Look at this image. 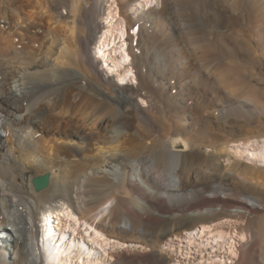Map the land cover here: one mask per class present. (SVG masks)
<instances>
[{
  "label": "bare ground",
  "instance_id": "6f19581e",
  "mask_svg": "<svg viewBox=\"0 0 264 264\" xmlns=\"http://www.w3.org/2000/svg\"><path fill=\"white\" fill-rule=\"evenodd\" d=\"M109 1L117 5L123 19L117 22L110 21L111 28L102 31L105 28L101 23L102 19H105V16L107 19L114 18L117 14V8H106L105 4ZM137 1L1 0L0 4H4V11L0 12V264H108L110 259L108 257L115 261L109 264H135L136 262L132 260L135 261V258H130L135 250L131 253L123 244L110 238L148 246L150 255L153 256L143 254L145 258L140 259L139 256L136 264H150L151 260L155 261L153 264H169L171 257L163 255L164 253H160L156 247L158 244L161 245V242L174 236L181 238L185 234L189 245L194 237L193 232L199 226L205 231L216 220L226 217L242 220L246 218L247 213L259 212L255 199L248 198L247 201L246 198L241 200L228 196L226 191L229 190V185L224 177L230 176L233 169L230 171L228 166L217 165V158L222 157V152L218 151L216 146H212L210 144L212 142L206 144L205 137L203 138L200 132H197L200 136L196 134L194 139H188L184 135L183 137L180 129L165 122L166 118L164 121L163 115L167 109L169 111L167 107L170 106V102L184 104L191 101V98L186 95L187 93L172 95L173 97L157 93L153 87L154 83L147 79L146 69L149 64L142 60L143 57L138 53L141 40L138 36L150 34L148 33L152 28L150 25L155 22L156 17L149 13L134 20L133 23L127 19L128 14L124 11L134 7ZM182 2L180 3L184 4ZM166 5L162 11L164 21L169 30L179 32L181 30L180 24L177 23L179 19L176 21L171 15L173 2L168 1ZM178 5L180 7L179 3ZM187 11L189 14L190 10ZM197 14H194V17H197ZM238 16L235 17L240 19ZM212 17L214 19L216 16ZM190 21L196 23L197 19L193 21L192 18ZM138 22H141V28L136 25ZM126 23L129 29V51L124 43ZM203 28L206 31V27ZM205 31L201 33L204 35ZM200 37L199 39L204 40ZM201 43L205 46V41ZM212 49L214 50L213 47ZM232 50L234 49L230 51L233 52ZM95 53L103 63L107 64L106 59L109 58L112 72H118L122 79L128 76L133 67L132 69L139 74L138 86H120L116 81L119 78L116 75L114 77L109 75L111 69L107 72L104 64L94 56ZM228 53L231 54L229 51ZM229 55L224 53V56ZM233 55L236 54L232 53ZM234 57L236 56L230 59L239 61ZM247 57L249 58V55ZM129 61L132 67L129 66ZM237 61L236 67L240 65L239 62L237 65ZM226 63L228 64L225 65L229 66L230 62ZM162 66H166L165 62ZM235 66L230 68L234 77L236 75L235 78H238L240 73L236 69L233 70ZM240 68V72L245 69ZM164 72L166 74V71ZM214 73L220 75V71ZM243 76L240 77L244 78ZM157 78L159 76H156L155 80ZM162 83L164 86V82ZM232 85L234 86V83ZM225 86L223 88L227 89ZM250 88L252 90V87ZM250 93L252 94L249 91ZM253 94L251 96L254 97ZM257 95V103H262L264 91L259 90ZM259 97L262 98L261 102ZM139 98L148 103L147 107L137 104ZM201 98H196V101L212 103L215 101L213 95ZM246 103L242 104V107L249 108L250 105ZM222 105L220 109L222 116L223 113L232 111L243 116L246 113L242 108L235 106L234 99H227ZM251 110L249 113L255 109ZM261 110L264 112V107ZM256 111L260 110L256 108ZM244 120L247 126L250 120L249 118ZM193 129L195 134L196 128ZM256 134L257 137L261 136L258 132ZM254 137L256 138V135ZM263 139L254 142L255 151L259 153L261 162H264ZM208 140L210 141V138ZM206 146L212 147V153L205 152L203 159L201 154L202 151H206L205 148L208 149ZM162 158L173 161L169 169L160 161ZM150 159H153L152 164ZM225 168L229 170L226 173L223 171ZM250 170L253 171V168ZM258 171L255 170V173ZM38 176H46L48 183L44 188H35L33 179ZM173 177L177 180L173 186L175 188L170 186L174 183ZM144 185L152 191H148ZM242 193L241 195L246 197L247 194ZM123 225L130 226V229ZM223 231L220 226H215L208 234L213 235L216 248H226L227 245L229 255H234L232 243ZM238 237L241 242L245 238L246 242L241 244L239 258L235 264H264L263 251L262 253L260 251L264 243V219L260 222V231L242 226Z\"/></svg>",
  "mask_w": 264,
  "mask_h": 264
},
{
  "label": "rangeland",
  "instance_id": "374dc122",
  "mask_svg": "<svg viewBox=\"0 0 264 264\" xmlns=\"http://www.w3.org/2000/svg\"><path fill=\"white\" fill-rule=\"evenodd\" d=\"M165 1L167 3H168V1L173 2L174 11L172 9L171 15H172L173 18L175 17L176 21L179 19L180 23L177 22L178 24H180V29L181 30H179V32L178 31L174 32V31L169 30L168 27H167L166 22L164 21L165 18H164V14L162 13V11L167 6L166 5L167 3ZM175 1H177V0H153V1H151V0H138L137 2H135L136 4L134 5V7L132 6V8L130 7L129 10L127 9V10L124 11L125 14H128V15H126V16H128L127 19L131 20L132 23L134 22V20L136 21L137 19H139V18H141L144 15L149 14V13L154 14L153 15L154 18L156 17L155 18V22L152 25H150V27H152L148 31V33L150 32V34L147 35V36H145V35L138 36V39H141V40H139L140 48L138 49V53H139V55H141L144 58V59L142 58V60H146L147 64H149L147 69H146V76L148 78L147 77L146 78L151 83H154L153 87H154V89H155V91L157 93H161V94H163L165 96L169 95L170 97H173L175 95H178L179 93H183V94L187 93L186 95H188L191 98V101H188V103H184L183 104V103H178L176 101H174V102L172 101V102L169 103L170 106H168V107H167L168 102L165 103L166 107L169 108V111L167 109L166 112H165L166 114L163 115L164 121H165V118H166L169 122L167 120L165 122L170 123L172 126L175 125L174 126L175 128L180 129L182 136L184 135L188 139H191V138L194 139L198 134L201 133L200 135L202 136V134H203V138L205 137L206 144H209L210 142H212L210 144L212 146H214V147L216 146L215 148H218L217 150L222 152V157L220 156V157L217 158V165L222 166V167H225V166L227 167L228 166L230 171L233 169V173L234 174L232 173L230 175L231 177L230 176L224 177V178H226V182L229 185L228 187H229L230 191L229 190L226 191L229 194L228 196L230 198H238V199H241V200H245V198H246L247 201L249 199H255L256 200V205H257V207L259 209V212L258 213H254V214L247 213L246 214V218L242 219V220L241 219H232V218H227V217L219 219V220H216V221H214L212 223V226L209 225V228H207L205 231H202V228H200L201 226H199V228H197V230H195L193 232L194 233V237L192 238L191 243L189 245H188L187 240H186V238L184 236L185 234H183V237H181V238L175 237V236L174 237H170L166 241L161 242L160 243L161 245L158 244V246H156V247H157V249H158V251L160 253H162V254L164 253L163 255H169L171 257V262L169 264H235L237 259L239 258L240 246H241L242 243L246 242L245 238L241 242L239 237H238V232L240 231V227L247 226L248 228L258 232V231H260V222H261L262 219H264V185H263L264 184V162L260 161L259 153L255 151L256 145L254 144V142H258L257 140L260 139L259 141H262V138H264V137H262V136H264V135H262L264 133V115H263L264 112L261 110L264 107L262 105V104H264V101H262V98H264V97H262V95H261L262 98L259 97V101L260 102L262 101V103H257L258 102V99H257L258 95L257 94H258L259 90L260 91H262V90L264 91V81H263L264 80V0H255V1L254 0H234V1L233 0H226V1L225 0H206L205 1L204 0L205 2L203 0H196L197 2H195V0H190V1L189 0H185V1L181 0L180 2L183 1L185 5L181 4L180 2H178L179 0L176 3H175ZM0 2H1V0H0ZM110 2L111 1H109L108 3L105 4L106 8H117L116 4H112V2L111 3ZM178 3L180 4V7H179ZM191 3L193 5L195 3H199V5L195 4L194 6H192ZM221 3L223 5H221ZM176 4L178 5V7H177ZM203 4H204L205 8H204V6L202 7ZM205 4H208V5H205ZM0 5H2V6H0V10H1L0 12H2V11H4V4L1 3ZM182 5H184V6H182ZM163 6H165L164 9H163ZM209 6H211V7H209ZM212 6H214L215 8L212 7ZM223 6H224V8H223ZM226 6L229 7V8L226 9L225 8ZM216 8L218 9L217 11H216ZM188 9L191 11V12L189 11V14H187L188 13V11H187ZM175 10L176 11L178 10V11L176 12ZM179 10H180V13L182 15L179 13ZM184 10L187 11V12H185ZM211 10L214 11V12H212ZM227 10L229 12L231 11L230 14H229V12ZM225 11H226V13H225ZM234 11H236V12H234ZM222 12H224V14ZM205 13H209L210 15L205 14ZM194 14H197L196 15L197 17H194L195 16ZM236 14L239 15L241 18L240 19L236 18L237 17ZM187 15H188V17H187ZM226 15H227V17H226ZM228 15H230L232 18L229 17ZM212 16H216V17H214V19H213ZM242 16H244V17H242ZM248 16H250V17H248ZM177 17H179V18H177ZM218 17H219V19H218ZM104 18L105 19H102L103 21L101 23L103 24V26L105 28H103L102 31H104L105 29L111 28L110 21L117 22L119 19H123V17L120 16V11H119L118 8H117V14H115L114 18L107 19L106 16ZM188 18H189V20H188ZM192 18H193V21H196V19H197L196 23L190 21V20H192ZM185 19H187L188 22ZM181 20L182 21L184 20V22H182ZM198 21H200V22H198ZM219 21L222 22V23L221 22L219 23L220 26L218 25ZM213 22L217 23V25L215 23H213ZM197 23H199V25ZM247 23H249V25ZM181 24L182 25L185 24V25L182 26ZM136 25H139L140 28L142 27L141 26V22L140 23L138 22ZM188 26H190V27H188ZM197 27H199V28H197ZM203 27H206V31H208V29H209V31L206 32ZM234 27H235V29H234ZM242 27H244V28H242ZM183 28H184V30H183ZM221 28H223V29H221ZM214 29H215V31H213ZM224 29H226V30L224 31ZM198 30L200 32H198ZM128 31H129V29H128V24H127L125 26L126 34H125V37H124V43H125L126 49H128V51H129V46H130L129 42L130 41H129V38H128V33H129ZM188 31H190V32H188ZM203 31H205L204 33L207 34V35L204 34L205 35L204 36L203 33H201ZM217 31H219V32H217ZM151 32H153V33H151ZM191 33H193V34H191ZM222 33H223V35H222ZM100 34L101 33H99V35ZM198 34L199 35L201 34L203 37L202 36L200 37ZM208 34H210L209 38H208ZM216 35L220 36L219 40H218V36L216 37ZM221 35H222V37H221ZM177 36H179V37H177ZM192 36H194V37H192ZM148 37H150V38H148ZM199 37L204 39V40L199 39ZM204 37H206L207 41H206V39ZM196 39H197V41L199 43L196 41ZM215 39L217 41H219V42H217ZM231 39L232 40L234 39V40L232 41ZM236 40H238V41L236 42ZM201 41L203 43L205 41V44H204L205 46H203ZM208 43H210V44L208 45ZM227 43H229V44H227ZM116 44H118V41H116ZM200 46H202L203 48H201ZM152 47H154V48H152ZM207 47H209V48H207ZM212 47L214 48V50L216 52L212 49ZM216 47L218 48V50H217ZM232 48L234 49V50H232L233 52L230 51ZM161 51H162V53H161ZM203 51H204V53H203ZM228 51L231 53L230 55H229ZM210 52H212V53L210 54ZM214 52H215V54L217 56L214 55ZM223 52L226 53V55H229V57L228 56H224ZM237 52H239V53H237ZM232 53L233 54L235 53L236 55H233V56H236V57H234V58L239 60V61L236 60L237 61V65H238V62H239L240 65L241 64L244 65V66L241 65V68H242V66H243V68H245L243 71L242 70L241 71L245 72V73L240 72V70H239L240 65L237 66L238 68L235 66L236 65V61L234 59H233L234 62H232L233 60L230 59V58L233 57ZM96 54L97 53H95L94 56L96 58L98 57L97 59L99 61H101V63H103V60H101L99 55L98 54L96 55ZM147 54H148V58H147ZM170 54H172V55H170ZM203 54H205V56ZM238 54L240 55V57H239ZM210 55H212V58H210ZM248 55H249V58H250V55H251L253 59L250 58L251 59L250 60L247 57ZM215 56L217 57V59H219L221 57L222 58H221V60L220 59L217 60ZM153 57H154V59H153ZM163 57H165L166 61L163 60ZM214 57H215V59H213ZM227 57L229 58L228 60H227ZM130 60H131V57H130ZM226 60L228 62L232 63L233 65H231L230 63H229V66L225 65V64H228V63H226L227 62ZM229 60H231V61H229ZM106 61H107V64L104 62L103 63L104 64L103 67L108 72L111 69V64H110L111 61H110L109 58H107ZM205 61H206V63H204ZM164 62H165V65H166L165 67L162 66V64ZM224 62H225V64H224ZM217 63H218V66H217ZM219 64H222V65L224 64V66L227 69L224 66L219 65ZM246 64H248L250 66H248ZM188 65H189V67H188ZM129 66L132 67L130 61H129ZM221 66H222L221 69H223V67H224L225 71H224V69L223 70L220 69ZM230 66H235L233 68V70L236 69L237 72L239 71L238 73H240V75L237 73L238 74V78H235L236 75L234 77L233 73L231 72L232 68H230ZM245 66L248 67L251 71L248 68H247V71H245L246 70ZM255 66H258V67H255ZM163 67L166 68V69L163 70L164 69ZM250 67H252V69ZM132 68H131V72H129L128 76L126 78H124V79H122L120 77V74L118 72H116V71L112 72V69H111V72L109 71V75L112 76V77H114L116 75L119 78V79H116V81L122 87H136L139 84V79H138L139 78V74H138L137 71H135V69H132ZM155 68H157V69H155ZM257 69L258 70L260 69V70L258 71ZM164 71H166V74H165ZM219 71H220V73H219L220 75L214 73V72L217 73ZM135 72L138 74V76H137V74ZM227 72H229L230 74H228ZM251 72L253 74H251ZM226 73L228 75H230L231 78H229L230 76L228 77L226 75ZM118 74H119V76H118ZM256 74H258V75L256 76ZM156 76L157 77L159 76V78H157V80H155ZM200 76H201V78H200ZM218 76L219 77H223L224 76V77L223 78H219ZM232 76H233V78H232ZM240 76L241 77L243 76L244 78H241ZM179 77L180 78L182 77L185 81L182 78L180 79ZM246 77H247V79H246ZM198 78H200V79H198ZM218 78H219V80H218ZM162 79H163V81H162ZM203 79H205V80H203ZM153 80H155V82H153ZM168 80H170V81H168ZM201 81L203 83H206L207 86L205 84H203ZM162 82H164V86H163ZM230 83H231V86H229ZM233 83H234V86L236 88L232 85ZM240 83H242L243 85L245 84V85L244 86L240 85ZM201 84L205 85V86H203V87H205L204 88L205 91H203L204 89H203V87H201L202 86ZM223 84H224V86L226 85L225 88H227L228 90L223 88L224 87ZM179 86L182 88V90H181V88ZM228 86L230 88H228ZM172 87H174V88H172ZM187 87L189 89L190 88L191 89L189 90ZM250 87H252V90H251ZM200 88H202V89H200ZM234 89H235V91H234ZM191 91H192V93H191ZM207 91H209V92H207ZM249 91L252 92V94L254 93L255 96L256 95L257 96L256 97L255 96L254 97L251 96L252 94L251 93L249 94ZM217 92L221 96L217 95L218 94ZM233 92H235V93H233ZM201 93H203V94H201ZM202 95L203 96L213 95V96H215L214 100L216 102L215 101H213L214 103H212V102H203L202 100L197 102L196 98L202 99L201 98V97H203ZM230 95L231 96H235V97H231ZM247 96H249V97H247ZM216 97H217V99H216ZM221 97H224V99H222ZM227 97H229V98H227ZM244 97L245 98L247 97L248 101H247V98L245 99ZM252 98L256 99V101H253ZM140 99L141 98H139V100L137 99V104L139 106H141V107H144V106L147 107L148 103L144 99H141V100ZM227 99L228 100L234 99L235 106L240 107V109L242 108V110H245V112L247 114L245 113L244 116H243L242 114H237V112L232 111V112H229L230 114L229 113H223V116H222V114L220 113V109L223 106L222 104H224V102ZM250 99L252 100V101H250L252 103L249 102ZM192 100H194L195 102L192 101ZM254 102H256L257 104L255 105ZM245 103L247 105L252 106V108L250 106H249V108L248 107H245V108L242 107V104H245ZM113 104L115 106H118L116 103H113ZM189 104H191V105H189ZM209 104L212 105V106L214 105V107L211 106V108H210ZM259 104L262 105L263 107L260 106ZM257 105H259V107H257ZM185 106H186V108H184ZM253 107H255V108H253ZM194 108H196V109L194 110ZM202 108H203V110H202ZM205 108H207V109H205ZM247 108L249 110H251V109H255V110H253L254 112L249 113L250 111ZM256 108H257V110H260V111L259 112L256 111ZM197 110H199V112ZM176 112L177 113L179 112L178 114H181V115H178ZM262 112H263V114H262ZM175 113H176V115H175ZM231 113H233V114H231ZM254 113H256V114H254ZM257 114H262V115H257ZM179 118H180V120H179ZM221 118H222V120H221ZM245 118H247V120L249 118L250 125L248 123L247 126H246L245 120H244ZM193 120L196 121V122H194ZM186 122H188V123H186ZM193 125L196 128V133L195 134H194L195 130L193 129L194 128ZM233 126H235V127L233 128ZM243 126H244V128H243ZM238 127H240V128H238ZM245 129H247V130H245ZM209 130H212V131H209ZM213 131H214V134H213ZM197 132H200V133H197ZM219 132H221V133H219ZM257 132L260 133L259 134V135H261L260 137H257L258 136V134H256ZM183 133H185V134H183ZM223 134H224V136H227L228 138L227 137L225 138L223 136ZM254 134L256 135V138L254 137L255 136ZM200 135H198V136H200ZM206 135H208V136H206ZM244 137H245V139H244ZM209 138H210V141L208 140ZM215 139H217V141ZM219 139H221L222 141L219 140ZM246 139H248V140H246ZM223 140L224 141L226 140L225 142H228V144H226ZM230 140H233V142H230ZM238 140H240V141L238 142ZM214 142H216V143L214 144ZM217 142H220V143L222 142L221 143L222 145L219 144V143L217 144ZM258 145H260V144H258ZM206 147L208 149L205 148L204 150H206V151H202V154H201L202 157L204 156L205 152L207 154L208 153L209 154L212 153V147H210V146H206ZM224 149H225V151H224ZM201 155H200V158H201ZM224 158H225V160H224ZM164 159H167V160H164ZM203 159H204V157H203ZM151 161L153 163V159H150V164H152ZM160 161L165 164L167 169H169V167L172 165V162H173L172 160H170L168 158H162ZM244 166L246 167V169H245ZM252 168H253V171L250 170ZM257 169L258 170L261 169L262 172H260V170L258 171ZM229 170H228V168H225L223 171L226 173ZM255 170L258 171V172L255 173ZM257 173H258V175H257ZM235 174H236V177H235ZM252 174H254V175H252ZM241 177H242V179H241ZM244 179H245V181H244ZM173 181H174V183L170 184L171 187H173L175 185V182L177 183V180L174 177H173ZM144 187L146 189L148 188L147 189L148 191H150V192L152 191V189H150L148 186L144 185ZM241 187H243L244 189L241 188ZM173 188H175V187H173ZM240 189L242 191L244 190L243 193H242V191ZM221 192H223V190H221ZM241 193L243 195L247 194L246 197L242 196ZM221 195H223V193ZM123 226L126 229H130V226H128V225H123ZM215 226H220L222 228V230H224L223 233H225V235L228 237L227 239H229L231 241V243H232V246H233L234 252H235L234 255H229L227 245L225 246L226 248H224V247L223 248H216L215 247L216 242L213 241V239H214L213 235L212 234H208V233H211V231L213 230V228ZM110 240L118 241L119 243L123 244L125 246V248L129 249V251L131 253L135 250L134 254L132 253V255H131L132 257H130L131 259L135 258V261H134V259H132L133 262L137 263L139 261V256H140V259L145 258L143 256V254L145 256L147 254H149V256H153V255H150L151 253L149 251L150 250L149 247L145 246L142 243H136V242H131L130 243L129 241H123V240L119 241V239H115V238H110ZM220 242H222V241H220ZM128 246H129V248H128ZM263 247H264V243L260 247V251H261V253L263 251L262 254L264 255V248ZM142 251L143 252L145 251L146 254H145V252L143 253ZM135 252H138V253L136 254ZM141 253H142V255H141ZM136 257H138V258H136ZM150 258L154 259L153 257H150ZM108 259H109L108 260V264L110 262H113V263L115 262V261H113L111 259V257H108ZM149 262H150V264L155 263V261H153V260H151Z\"/></svg>",
  "mask_w": 264,
  "mask_h": 264
},
{
  "label": "water",
  "instance_id": "95a60500",
  "mask_svg": "<svg viewBox=\"0 0 264 264\" xmlns=\"http://www.w3.org/2000/svg\"><path fill=\"white\" fill-rule=\"evenodd\" d=\"M48 183V180L46 178V176H38L36 178L33 179V184L35 186V188H44Z\"/></svg>",
  "mask_w": 264,
  "mask_h": 264
}]
</instances>
